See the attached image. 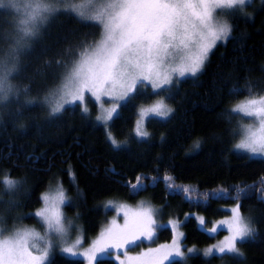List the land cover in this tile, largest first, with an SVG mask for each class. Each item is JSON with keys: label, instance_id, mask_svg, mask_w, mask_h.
Instances as JSON below:
<instances>
[{"label": "snow or ice", "instance_id": "6c2138e0", "mask_svg": "<svg viewBox=\"0 0 264 264\" xmlns=\"http://www.w3.org/2000/svg\"><path fill=\"white\" fill-rule=\"evenodd\" d=\"M251 5L252 0H89L85 11L83 4L73 0H0V9L7 10L0 16V115L7 112V117L15 121L28 111L45 112L43 124L58 126L69 111L77 109L81 110L82 118L90 119L89 108L81 105L86 97L94 98L99 102L95 121L106 129L112 147L126 149L127 142L121 145L111 135L114 119L129 106L136 107L134 101L138 99L163 97L142 110L141 115L147 113L152 118L170 121L176 109L166 101L175 100L183 83L199 79L208 71L212 54L221 44L226 46L238 20L252 18L247 10ZM60 17L74 20L79 28L69 30L60 38L63 47L54 58L46 56L41 65L29 71L25 60L44 40L51 23ZM44 50L51 51V46L46 45ZM243 71L251 73L253 69ZM244 79L243 89L248 97L225 111L226 123L231 126L234 114H243L258 122L242 126V136L234 148L252 158H264V87L248 77ZM21 80L27 83L14 82ZM239 92L236 86L231 89V94ZM105 103L112 106L105 107ZM32 119L39 121L40 116ZM19 127L23 129L25 125ZM237 134L236 129L229 128V135L235 138ZM221 135L210 132L208 138L218 139ZM135 137L137 142L150 139V133L139 120ZM203 142L197 139L194 148H201ZM157 163L163 164V157H157ZM159 170V167L155 169ZM148 179L146 175L137 176L136 183L126 187L132 195H137L147 190L148 185L142 181ZM151 179L155 182L158 177ZM163 179L169 188L178 187L171 183L173 177L166 175ZM26 183L25 179H13L10 174L0 179L3 189L0 193V264H56L50 257L57 249L72 256L80 255L87 264H105L104 257L113 251L119 264H165V261L188 264V254L197 251L182 249L174 238L171 245L129 255L130 246H138L137 242L145 239L151 241L156 234L158 210L151 207L125 209L122 225L113 220L89 243L85 230L77 223L83 219L82 213L77 210L69 217L64 211L65 207L83 206L79 189L74 200L67 194L70 189H64L62 183L54 193H41L42 207L29 214L38 218L41 229L38 231L22 223L24 216L15 219L12 216L21 207L15 200L16 195L21 190L28 191L24 189ZM261 184L264 185V180ZM254 188L255 185L237 187V199L241 195L248 197ZM183 191L187 193L190 189ZM259 192L257 203L264 206V187ZM228 193V189H223L221 197ZM4 196L8 199H3ZM242 207L236 203L231 215L219 222L227 226L229 234L205 249V257L245 264L240 246L256 238V225L264 219V212L258 217L245 216ZM200 223H205L203 218ZM169 224L174 230L178 228L172 221ZM217 230V227L208 229L210 233Z\"/></svg>", "mask_w": 264, "mask_h": 264}, {"label": "trees", "instance_id": "16d2710c", "mask_svg": "<svg viewBox=\"0 0 264 264\" xmlns=\"http://www.w3.org/2000/svg\"><path fill=\"white\" fill-rule=\"evenodd\" d=\"M247 10L252 18L238 20L226 46L221 44L212 54L208 71L199 79L183 83L175 100L166 101L169 107L176 109L173 118L170 121L149 119L145 123L144 128L150 133V139L145 142H137L134 134L138 111L163 97L138 99L134 101L136 107L129 106L114 119L111 135L121 145L127 142L126 149L112 147L106 129L95 122V109H91L90 119L82 118L80 109L69 111L58 126L52 127L43 124L45 112L28 111L15 121L7 117V112L0 115V179L10 174L13 179L27 181L24 189L28 191L21 190L15 197L21 207L12 213L13 218L24 216V225L40 228L29 214L40 208L41 193L61 183L64 189H70L67 194L74 200L79 189L83 206L79 209L65 207L64 211L69 217L77 210L82 213L83 219L77 223L85 230L87 239L95 238L112 215L105 209L110 202L136 204L144 200L152 207L163 208L167 216L181 222L184 250L204 249L223 234L198 229L194 215L203 217L206 226H210L227 217V209L241 203L245 216H260L264 206L257 203L256 197L264 187L261 184L264 160L249 159L234 150L237 140L229 135V128L234 129L237 116L234 114L231 126L225 116L226 110L248 97L243 89L244 77L264 87L261 71L264 69V3L252 0ZM6 12L0 9V16ZM78 28L74 20L66 17L54 20L44 40L25 60L29 71L41 65L46 56L54 58L63 47L60 38ZM46 45L51 46V51L45 52ZM233 68L236 71H232ZM245 68L253 71L245 72ZM14 82L24 84L27 80ZM234 86L240 89L238 94H231ZM36 115L40 116L39 121L32 119ZM20 124L25 128L21 129ZM210 132L222 135L209 139ZM197 139L204 141L199 149L194 148ZM157 157H163L164 163L158 164ZM158 167L159 172L155 171ZM141 175L149 177L142 181L148 185L147 190L132 195L126 185L136 183V177ZM166 175L173 177L171 183L177 188L168 187L163 179ZM153 176L158 177L157 181H152ZM249 185L255 188L249 191L248 197L241 195L237 199L235 189ZM184 188L190 191L185 193ZM223 189H228L229 193L221 197ZM256 227V238L240 246L245 264H264V219ZM170 239L166 229L157 237L160 243ZM189 257L188 264H231L199 254ZM52 259L56 264H83L57 254Z\"/></svg>", "mask_w": 264, "mask_h": 264}, {"label": "rangeland", "instance_id": "374dc122", "mask_svg": "<svg viewBox=\"0 0 264 264\" xmlns=\"http://www.w3.org/2000/svg\"><path fill=\"white\" fill-rule=\"evenodd\" d=\"M74 3H77V4H83L84 5V10L87 11L88 10V3H89V0H73ZM105 100H107V98H104ZM152 105V104H151ZM151 105L149 106H146V107H143L141 108L139 111H138V115H137V120H139L141 122V126L142 127H145V123L149 120V119H158V120H162L161 118H152L149 114L145 113L144 115H141V111L142 110H145V109H148L151 107ZM84 106L88 107L89 110L91 111V109H95V115L96 114H99V102H96L94 100V98H89V97H86L85 99V102L84 104L81 105V108H83ZM105 107H111V103H105L104 105ZM237 116V119H236V122L234 124V129L237 130L238 134L236 135V143L239 142V139L241 138L242 136V126H247L249 124H257L258 122L254 121L252 118H248V117H244L243 114H235ZM95 118V117H94ZM136 120V121H137ZM164 121V120H162ZM96 122V121H95ZM97 123V122H96ZM98 125L102 126L101 124L97 123ZM136 127V125H135ZM134 134H135V129H134ZM235 143V144H236ZM234 150L239 153V154H242L244 156H246L247 158L249 159H260V160H264V158H261V157H250V155L246 152H244L243 150H236L234 148ZM59 185H54L50 188H48V190L46 191L47 193H54L56 188L58 187ZM121 205H123L124 207H121ZM42 207V203H41V206ZM141 207H151L155 210H158L157 213H156V216H155V219H156V224H157V231H156V234L155 236L153 237V239L151 241L149 240H143V241H138L137 242V245L138 246H130L129 247V255L131 256H137L138 254L140 253H143L145 251H147L148 248H158L160 247L161 245H171L172 244V241L174 238H176L181 246H182V241H183V238H184V234L182 232V230L180 229V226H181V222H178L176 221L175 219L173 218H170L169 215L167 216L165 214V212H161L159 211L160 209L158 208H155V207H152L150 204H148L146 201L142 200V201H138L136 204H127V203H124V202H110L107 204V207H105L106 210H110L112 212V215L107 219L105 225L101 228V231H104L106 228H108L112 221L115 220L117 224L119 225H122L124 223V211L125 209H130V210H137ZM233 207L227 209V217H229L231 215V209ZM195 221H196V224H197V227L198 229L200 230H203L207 233H210L208 231V229L212 228V227H217L218 228V232H223L222 236L219 238V239H216L214 241L213 244L209 245L208 247H205L204 249H197L195 247H191V248H195L197 251L195 253H189L188 256H191V255H201L202 257H205L203 255V252L205 249L211 247L212 245L214 244H217L219 241L223 240L225 236H227L229 233L227 231V226L226 225H220V221L222 220H225L227 217L221 219V220H218L216 222H213L210 224V226H206V224L204 223L203 225L200 223V219L203 218L201 216H198V215H194L192 216ZM38 218H35V220L37 221ZM204 220V218H203ZM169 221H172L174 223H176L178 225V228L176 230L173 229L172 225L169 224ZM28 227H35V226H29V225H26ZM37 228V227H36ZM163 229H166L170 232V235H171V239L168 241V242H164V243H160L157 241V237H158V234L161 230ZM37 230H41L40 228H37ZM99 233V234H100ZM182 233V235H180ZM99 234L95 237V238H92V239H87L88 242L90 243L92 240L96 239ZM212 234V233H210ZM85 247L88 246V244L86 243L84 245ZM183 249V247H182ZM83 249H80L79 251H82ZM57 254V255H61V256H64L68 259H73V260H79V261H82L83 264H87V261L80 255H76V256H72L71 254H68V253H62L59 251V249H57L54 253V255ZM52 259V257H50ZM121 259H124L123 255H121ZM177 261H179V258H176ZM104 260H108V261H111L112 263L114 264H119V260L116 259V254L115 252L113 251L112 255L108 256L106 255L104 257ZM165 264H168L167 261H165Z\"/></svg>", "mask_w": 264, "mask_h": 264}]
</instances>
